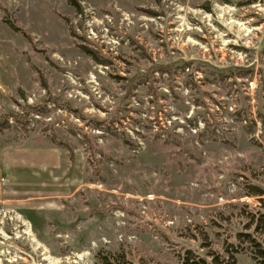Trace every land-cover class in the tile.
Segmentation results:
<instances>
[{"label":"rangeland","instance_id":"374dc122","mask_svg":"<svg viewBox=\"0 0 264 264\" xmlns=\"http://www.w3.org/2000/svg\"><path fill=\"white\" fill-rule=\"evenodd\" d=\"M82 3L0 0V264H257L264 0Z\"/></svg>","mask_w":264,"mask_h":264},{"label":"trees","instance_id":"16d2710c","mask_svg":"<svg viewBox=\"0 0 264 264\" xmlns=\"http://www.w3.org/2000/svg\"><path fill=\"white\" fill-rule=\"evenodd\" d=\"M70 4H72L77 12L81 15L85 13V7L83 6L82 0H68ZM152 13L157 14L155 11ZM69 23H71V28L73 34L77 35V30L75 28V25L71 21V19H67ZM4 21L8 23L10 27H12L16 31H23V29L16 24V21L11 17V16H6L4 18ZM79 46L84 48L87 52L90 54L96 55V52L93 51V49L89 46L83 45L82 43H78ZM98 58V57H96ZM162 67V70H171L172 65L170 64H159L157 68ZM214 69L218 75H224L226 74V71L230 68H219L215 67ZM247 71H252V68L246 69ZM40 75H42V79L44 78V74L41 71H38ZM45 80V79H43ZM46 84V83H44ZM31 105H27L29 107ZM25 113H28V109H22V111H16L15 109H11L10 111L3 113L0 115V128L6 126L8 123L9 119L12 118L14 122L18 124H23L25 121ZM53 138H59L56 133H53ZM63 142V140H60ZM69 150L71 149L68 145ZM73 158V155H71V159ZM74 160V159H72ZM252 195L259 196L260 201L262 202L264 206V189L256 186L253 191L250 192ZM258 226H260V223H258ZM256 232L259 231V229L255 230ZM239 236L242 234L248 237L249 242L252 245V254L254 258L256 259L257 264H264V236L260 238L258 235L252 233H245V232H239ZM262 234V233H261ZM242 235V236H243ZM226 251L228 252L229 257H223L222 254L219 252H216L214 250L207 251L206 255H202L199 253H196L193 251V249L188 248L186 251L181 255V262L182 264H238V253L240 252L239 247L236 245V243L233 241L230 243V247L226 248ZM211 258V259H209ZM106 263L112 264L111 260L109 259V256L105 257Z\"/></svg>","mask_w":264,"mask_h":264}]
</instances>
